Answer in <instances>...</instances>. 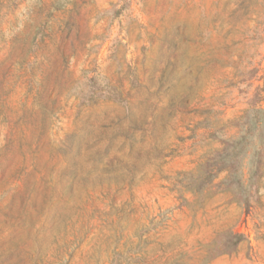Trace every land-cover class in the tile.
Segmentation results:
<instances>
[{"label": "rangeland", "instance_id": "1", "mask_svg": "<svg viewBox=\"0 0 264 264\" xmlns=\"http://www.w3.org/2000/svg\"><path fill=\"white\" fill-rule=\"evenodd\" d=\"M256 89L264 0H0V264H264Z\"/></svg>", "mask_w": 264, "mask_h": 264}, {"label": "trees", "instance_id": "2", "mask_svg": "<svg viewBox=\"0 0 264 264\" xmlns=\"http://www.w3.org/2000/svg\"><path fill=\"white\" fill-rule=\"evenodd\" d=\"M256 92H257L256 94L257 97H254L255 101L264 100V97H261V94L259 93L260 90L256 89ZM262 111H263L262 109L252 110V112L254 113H260ZM247 113L248 112H246L245 114L246 116ZM248 131L249 129L247 127V129H245L244 132H248ZM241 137L243 138L244 136L241 135ZM223 145H224L223 148L220 150V152L217 153V155L214 158H211L208 162L202 165V168L200 170V173L198 174L197 179H195V181H193L191 185V187L194 188V190L197 191L200 188H202L205 182L210 183V181L216 178V176L223 171L227 172V177H226L227 184H232V183L236 184L237 188L240 190V193L243 191L242 179H244L246 184L249 187H251L256 182V180H258V178L261 177L262 175L261 168L259 165H257L255 167L248 169V172L246 173V177L243 178L242 175L238 173V169L234 165V162L232 160V158L234 157L233 150L235 149L234 142L226 141ZM227 159L228 161L230 160L228 165H226ZM247 191L248 190H245V192ZM244 202L247 204L246 200H244Z\"/></svg>", "mask_w": 264, "mask_h": 264}]
</instances>
